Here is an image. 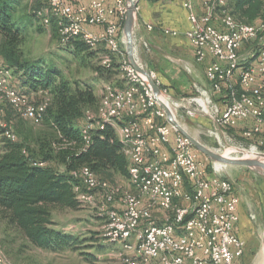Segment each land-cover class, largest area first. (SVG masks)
<instances>
[{"label":"built area","instance_id":"2783aa9c","mask_svg":"<svg viewBox=\"0 0 264 264\" xmlns=\"http://www.w3.org/2000/svg\"><path fill=\"white\" fill-rule=\"evenodd\" d=\"M33 1L41 2L38 14L45 23L58 19L65 41L76 35L92 47L105 41L110 51L103 64L111 65L115 54L127 55L121 46L127 0ZM227 1L205 0L203 14L186 1L191 22L186 34L195 45L197 60L206 62L211 91L226 98L222 110L215 108V121L222 128L243 126L242 135L252 147L264 151V20L250 23L237 18ZM87 24L104 29L95 33ZM255 41L259 48L243 54V46ZM120 71L126 86L108 84L98 109L87 110L82 128L89 144L92 128L118 123L133 189L110 182L89 165L73 171L80 178L74 187L77 199L94 204L106 217L103 235L117 245L118 264H244L246 241L236 231L241 218L236 183L216 168L210 170L129 59L122 61ZM13 79V70L0 59V128L16 139L5 118V104L40 124L51 98L45 95L35 101ZM0 264H11L1 246Z\"/></svg>","mask_w":264,"mask_h":264},{"label":"trees","instance_id":"16d2710c","mask_svg":"<svg viewBox=\"0 0 264 264\" xmlns=\"http://www.w3.org/2000/svg\"><path fill=\"white\" fill-rule=\"evenodd\" d=\"M34 2L36 10L22 14V0H0L2 64L13 70V83L35 101L45 95L51 98L40 124L23 121L13 129L16 139L4 135L1 141L0 213L29 242L57 248L69 245L73 239L53 227L55 208H76L79 204L74 187L80 178L73 171L89 165L99 176L113 182L116 173L129 177L130 160L109 124L103 129L92 128L91 142L86 143L84 123L81 126L79 121H85L87 110L98 109L100 98L94 87L70 80L55 65H44L42 60L25 54L23 44L29 21L41 18V2ZM228 6L241 20H264V0H229ZM50 23L54 33L61 35L58 19L52 17ZM65 47L101 77L114 76L116 61L109 66L94 64L97 51L81 35L70 37Z\"/></svg>","mask_w":264,"mask_h":264},{"label":"rangeland","instance_id":"374dc122","mask_svg":"<svg viewBox=\"0 0 264 264\" xmlns=\"http://www.w3.org/2000/svg\"><path fill=\"white\" fill-rule=\"evenodd\" d=\"M227 4L229 5V0ZM35 7L34 1L22 0L20 11L25 14L29 10H36ZM218 12L222 15V10ZM34 18L35 20L29 21L27 27L26 40L23 44L25 54L42 60L44 65H55L70 80L101 85V81L94 76L93 68L81 63L78 56L66 49V41L62 35L54 33L51 23H45L40 17ZM258 48L256 41L247 42L242 53L246 54ZM139 61L151 72L155 81L164 89V93L171 97L170 106L177 120L192 135L221 153L226 152L231 146L252 150L253 143L242 135V131L237 128H222L215 121V108L218 106L222 110L226 105V98L211 91L206 79L202 85L196 81V85L193 83L184 89L181 85L168 84L169 80L163 74L162 68H158L156 59ZM93 62L96 65L103 64L96 58ZM166 75L169 77L168 73ZM41 95L44 96L43 93ZM32 96L37 97L35 93ZM206 97L207 107H204L201 100ZM7 105L8 103L5 106L8 108L5 109V118L11 129H16L23 121L33 123L19 116ZM4 135L0 128V149ZM197 150L201 157L208 161L211 171L216 168L220 175L237 184L243 200L241 204L245 206L247 216L253 225V233L248 237L245 256H248V264H264V173L247 165L216 162L204 152ZM245 153L233 151L230 154L244 156ZM112 183L120 184L125 189H133L130 176L116 173ZM101 200L100 198L99 201ZM105 219L106 217L92 203L79 201L76 208H55L53 227L69 234L73 239L64 247L44 248L29 242L0 213V246L11 264H118L120 256L117 245L108 242L103 235Z\"/></svg>","mask_w":264,"mask_h":264},{"label":"crops","instance_id":"0c3cea01","mask_svg":"<svg viewBox=\"0 0 264 264\" xmlns=\"http://www.w3.org/2000/svg\"><path fill=\"white\" fill-rule=\"evenodd\" d=\"M67 1L72 4H79L88 3L90 0ZM106 1L109 4H113L114 2V0ZM186 1L188 0H139L137 7V22L135 26V43L138 59H145L148 61L156 59L158 68H162L163 74L166 76L167 80H169L168 84L181 85L184 89L193 83L196 85V81L201 85L204 83V79L209 82L206 75V62L197 60L195 45L186 34V31L191 26L189 9L185 6ZM190 1L193 2L194 8L198 14H203L206 11L205 0ZM215 23L221 26V22L218 18L215 19ZM86 28L95 33H100L104 29V26L87 24ZM121 46L126 51L125 35L123 31L121 32ZM94 48L97 51L96 59L101 60L102 63L103 57L110 51L108 44L103 41ZM125 59H129L128 55H113V62L116 61L117 67L115 68L116 72L114 76L110 79L101 77L97 71L93 70L95 78L99 82L101 81V85L97 86L87 81L81 82V84L93 86L99 98H101L108 84H112L116 87L126 86V80L120 71V64ZM167 73L169 77H167ZM15 78L14 75L13 81H15ZM41 93L42 92H40V95ZM79 122L81 126L84 123L83 120ZM249 124H251V122ZM109 125L115 129L119 136L120 130L118 123L111 122ZM242 127L243 126H239L237 130L242 131ZM144 128L150 131L146 125ZM202 159L205 160L204 158ZM221 167L222 166H219V168ZM237 189L241 196L238 186ZM241 203H243L242 196ZM241 203L239 206L241 218L237 223L236 231L245 239L247 246L248 237L253 233V225L251 224V219L247 216L245 206ZM159 213L161 214L163 211ZM161 218L162 217L159 218V221L162 220ZM245 255L241 257V261L244 264H248V256Z\"/></svg>","mask_w":264,"mask_h":264},{"label":"water","instance_id":"95a60500","mask_svg":"<svg viewBox=\"0 0 264 264\" xmlns=\"http://www.w3.org/2000/svg\"><path fill=\"white\" fill-rule=\"evenodd\" d=\"M128 10L125 17V22L123 26V32L125 35L126 51L130 62L133 66L145 77L147 83L151 86L157 100L164 107L167 112L169 120L187 137L191 139L193 144L197 149L204 152L210 158L216 162H221L223 164H241L250 167L257 168L259 171L264 173V151L256 150L255 155H244V156H231L228 154L218 152L197 137L192 135L189 131L182 126V124L177 120V117L172 109V107L162 100L161 95L164 93V89L155 81L151 72L147 70L143 64L139 61L136 51L135 43V26L137 22V7L139 0H127ZM245 150V149H244ZM263 244H264V233H263Z\"/></svg>","mask_w":264,"mask_h":264},{"label":"bare ground","instance_id":"6f19581e","mask_svg":"<svg viewBox=\"0 0 264 264\" xmlns=\"http://www.w3.org/2000/svg\"><path fill=\"white\" fill-rule=\"evenodd\" d=\"M162 100H164L167 104L170 105V98L168 97V95H166L165 93H163L161 95ZM206 100L208 101V97H206L205 99H203V101L201 100L202 104L204 105V107L206 106ZM233 151H243L246 152L245 155H255L254 152L256 151V149L253 147L251 151H247L246 149L244 150L241 147L238 146H231L227 149V151L225 152V154L231 155L230 153H232ZM221 163V162H220ZM263 261V260H262ZM264 263V262H263ZM260 264V263H259Z\"/></svg>","mask_w":264,"mask_h":264}]
</instances>
